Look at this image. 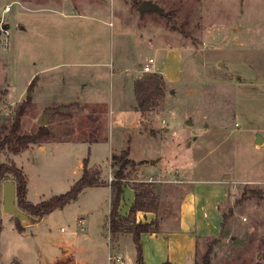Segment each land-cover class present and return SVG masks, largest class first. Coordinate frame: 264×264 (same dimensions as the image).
Wrapping results in <instances>:
<instances>
[{
  "label": "rangeland",
  "instance_id": "obj_1",
  "mask_svg": "<svg viewBox=\"0 0 264 264\" xmlns=\"http://www.w3.org/2000/svg\"><path fill=\"white\" fill-rule=\"evenodd\" d=\"M142 1L0 0V108L4 123L12 121L18 104L14 101L33 70H49L51 64L66 57V51L84 56L88 48L103 47L96 26H91L96 21L81 19L87 26L77 31L69 26L75 19L61 17L49 22L59 16L53 9L73 11L78 7L88 12L92 4L113 7L116 24L124 22L131 33L144 36L146 45H178L184 53L180 80L165 88L160 105L139 125L130 127L129 139L123 141V148L131 149V158L143 161L129 167L124 183L133 187L148 183L157 198L154 212L159 226L174 227L180 200L192 179L229 174L234 184L222 208L227 215L224 231L218 237L199 240L196 264H264V0H148L159 4L163 15L142 14L138 10ZM6 25L9 27L4 28ZM105 43L109 51L112 37H106ZM163 47L143 48L136 61L154 56L158 70L172 76L180 55L176 58ZM46 111L32 103L23 117L22 132H36L42 113L54 121ZM83 111L70 110L68 119L73 127L90 124ZM104 111L109 122L104 129L117 139L120 110ZM135 116L130 110L120 117L128 127ZM72 145L49 146L22 155V164L29 168L32 182L42 194L66 192L69 187L65 183L73 177L79 157L91 154L87 145L78 144L81 150L77 151ZM109 145L105 142L94 150L107 179L113 176L105 160ZM10 154L5 151L0 159L8 161ZM112 197L107 188H89L24 231L18 230L14 216L3 217L0 264H46L59 253L56 246L64 245L75 247V257L83 264H135L133 236L120 237L129 233L120 232L112 237L108 232ZM134 200V189L124 188L119 214H129ZM78 216L88 219L85 231L78 228ZM77 231L78 237L74 235ZM86 235L90 237L85 239ZM109 238L115 245L111 250ZM109 252L120 254L123 261L110 262Z\"/></svg>",
  "mask_w": 264,
  "mask_h": 264
},
{
  "label": "crops",
  "instance_id": "obj_2",
  "mask_svg": "<svg viewBox=\"0 0 264 264\" xmlns=\"http://www.w3.org/2000/svg\"><path fill=\"white\" fill-rule=\"evenodd\" d=\"M97 5L92 4V9L88 12H82L78 10V7L75 8L76 11L53 9V11L56 10L55 12L59 16L58 19L52 17L49 19V22L60 21L61 17L63 19H75L73 22H70L69 26H72L74 30L82 31L84 26L87 25H85V21L82 25L81 19L96 21V24H91V26H93V29L96 26V35L102 40L103 47L101 48L100 44H97L96 48H88L87 54H84V56L82 54L77 55L75 50L71 52L66 51V57L60 63L51 64L49 70H33L27 78L25 87L19 92L16 101H14L15 103H20L28 97V88L36 78L32 91L33 106L37 105L44 112L46 110V112L50 111L54 116V121H51L50 116H48L49 114H41V116L45 115L48 120V126L52 132L50 139L41 143L31 144L24 151L18 154L11 153L9 157L10 161H14L25 171L28 181L27 198L33 203H38L57 194L47 196L45 193L42 194L40 190L36 189L37 187L32 182L29 168L21 162L22 155L25 153L32 155L36 151L48 149L49 146L56 149L57 146L65 143L70 145L74 144L75 146L72 145L71 147L75 151L81 150L77 146L78 144L87 145L90 149L92 148L91 154L89 151L87 157H79L78 167L74 170L73 177L67 179L65 183L69 189L82 176L84 160L88 159V167L98 168L101 171V178L107 184L87 187L84 190L89 188H107L114 197L113 188L109 181L110 178L107 179L104 176L101 162L97 159L98 151L94 150L102 143H110L105 160L106 162L108 161L107 166L109 167L110 165L109 173L113 174L111 165L113 156L120 154L121 152L119 150L123 151L126 148H130H123V141L128 140L129 133L132 132L130 127L139 125V122H143L144 118L148 117V113L152 112L149 111L143 114L138 110L134 92L135 81L144 75L156 72L164 76L166 87H169L177 83L181 78L184 53L182 49L181 51L179 50L181 48L180 46L146 45L143 40L144 36L137 37L136 34L131 33V30L124 26V22H121L123 25L121 23L119 26L116 24L115 9L113 7L109 9L107 6ZM22 29H25V27H22ZM51 31L56 30L51 29ZM108 36L112 37V44L109 51L105 43V38ZM160 46H164L163 48L166 52L174 54L176 58L180 55L178 69L172 76H167L158 70L156 66L157 61L154 56L150 55L148 57V59L150 57L154 58L152 72H145L143 69L148 64L147 58L143 59V57H140L139 59L141 61H136L138 51L147 47L157 49ZM46 76L49 79L45 80ZM112 108H118L120 110L119 122L121 123L118 122V125L121 126H119L120 135L117 139H114L108 134V130L106 131L104 129L109 123L106 120L107 115L104 110ZM75 109L84 110L83 112L88 120H90V124H86L81 129L77 124L73 127L68 116L71 115L70 110L74 111ZM130 110L136 113V116L128 123L127 127L122 118L125 114H129ZM111 119L109 118L110 123ZM69 121L70 124L68 123ZM89 155H92V158ZM5 181L0 178V222L3 217L12 215L6 213L4 210ZM232 184L234 183L230 175H226L224 172L217 173L213 178L192 179L191 187L183 194L180 200L179 213L175 219L176 225L174 227L159 226V231L145 232L141 235L144 261L147 264H161L166 261L174 264H195L199 240L207 237H218L223 232L224 217L222 208L223 204L228 201L231 195ZM129 186L135 191V187L127 183L124 184L123 188ZM110 204L112 207V201ZM120 216L128 217L129 214H120ZM82 217L86 218V216ZM156 218L157 215L154 211L138 210L135 214L137 223L152 222L157 220ZM87 221L88 219L86 218V224ZM25 225L24 230L31 223ZM78 231L74 233L76 237H78ZM127 235L132 234L127 233L120 237ZM89 237V235H86L85 239ZM119 241L117 242L118 244H120ZM107 246L110 250L115 247L111 239L107 243ZM56 247L59 253L56 255L54 261L48 260L46 264H83L81 260L75 257V247L71 248L69 245ZM118 247L120 249L119 245ZM60 250H63L62 255L60 254ZM133 254L136 260L137 252L134 250ZM109 255L110 252L108 253V257Z\"/></svg>",
  "mask_w": 264,
  "mask_h": 264
},
{
  "label": "trees",
  "instance_id": "obj_3",
  "mask_svg": "<svg viewBox=\"0 0 264 264\" xmlns=\"http://www.w3.org/2000/svg\"><path fill=\"white\" fill-rule=\"evenodd\" d=\"M36 78L30 84L28 97L18 103L14 109L12 121L7 125L4 123V113L0 108V155L9 151L18 154L27 149L31 144L41 143L51 138V129L48 125H39L36 132H22L23 117L31 107L32 91ZM166 81L162 74L151 73L138 78L135 81L134 92L137 102V108L143 114L155 110L160 104V99L166 95ZM143 161H135L130 156V148L121 151L120 154L112 158V168L114 180L110 182L114 190L112 207L109 215V231L114 237L120 232H129L133 235L136 245V262L135 264H147L142 254L141 235L145 232L159 231L157 220L152 222H140L135 220V214L138 210L156 211V197L148 183H140L135 187V200L131 207L128 217H121L118 212L121 196L124 191V180L127 177V171L130 166L140 165ZM0 178L4 180L12 179L16 183V203L17 206L29 214L31 223L37 222L46 214L57 209H63L71 201L76 200L80 193L87 187L106 185L107 182L101 178V171L98 168H89L88 159L84 160V170L82 176L64 193L53 195L38 203L28 200V181L25 171L14 161H2L0 159ZM245 198V195L242 196ZM223 231L225 228L227 215L223 212ZM131 218V219H130ZM132 220L133 224L128 226L126 221ZM17 228L23 231L25 226L16 220ZM161 264H174L166 261ZM196 264V262H195Z\"/></svg>",
  "mask_w": 264,
  "mask_h": 264
},
{
  "label": "water",
  "instance_id": "obj_4",
  "mask_svg": "<svg viewBox=\"0 0 264 264\" xmlns=\"http://www.w3.org/2000/svg\"><path fill=\"white\" fill-rule=\"evenodd\" d=\"M138 10L141 13L157 12L161 15L165 14L164 10L159 4L148 0L142 1L138 6ZM7 27L9 26L6 25L4 28ZM39 123L41 125L48 124V120L45 115L40 116ZM187 123L192 124V121L188 120ZM153 162L154 161L152 160L151 163ZM4 210L8 214H12L16 220H20V222L24 225L31 223V217L29 216V214H27L17 206L16 183L12 179H8L4 183Z\"/></svg>",
  "mask_w": 264,
  "mask_h": 264
},
{
  "label": "built area",
  "instance_id": "obj_5",
  "mask_svg": "<svg viewBox=\"0 0 264 264\" xmlns=\"http://www.w3.org/2000/svg\"><path fill=\"white\" fill-rule=\"evenodd\" d=\"M7 9H10V7L8 6ZM154 63V58L153 57H150L148 59V64L144 66V71L145 72H152L153 71V67H152V64ZM114 180V176H110V179L109 181L112 182ZM77 223L79 225V228L83 231H85L86 229V218L85 217H82L80 216L77 220ZM109 261L112 262V261H120L122 262L123 261V257L121 255H112L110 254L109 255Z\"/></svg>",
  "mask_w": 264,
  "mask_h": 264
}]
</instances>
